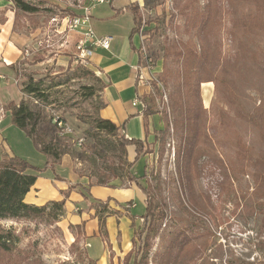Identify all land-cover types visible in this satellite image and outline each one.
Returning <instances> with one entry per match:
<instances>
[{"label":"rangeland","instance_id":"obj_1","mask_svg":"<svg viewBox=\"0 0 264 264\" xmlns=\"http://www.w3.org/2000/svg\"><path fill=\"white\" fill-rule=\"evenodd\" d=\"M106 1L108 3V0ZM181 1L165 0L162 5L153 10L141 9L143 14L140 28L141 52L142 55L152 54V61L155 64L152 80L147 72V78L150 81L142 82L148 88V92L143 95L154 96L158 106L168 112L169 93L172 91L173 80L170 79L169 86L165 87L160 80V74L166 59L164 47L171 46L175 40L187 41L189 38L184 32V18L180 15L174 16L175 6L177 2L181 3ZM45 2H47L45 5L52 7L57 15H52V18L46 21L43 13L37 26L34 25L35 20L32 17L19 16L18 26L21 28L14 29V32L36 34L32 43L22 48V59L18 61L22 64V74L30 72L36 79L49 80L48 78L53 76L64 80L70 69L76 72L78 67H82L84 71L93 72L100 78L91 61L83 62L79 58L77 44L82 36L79 31L69 29L67 23V20L72 18L69 13L82 15L84 8L94 4L93 0H46ZM109 2L111 4L98 5L93 9L95 18L110 15L113 12V6H126L130 0H109ZM248 10H250V6L247 4H225L223 21L218 28L214 29V37L217 36L222 42L223 57L231 58L234 64L232 67L233 82L228 96L224 97V86L222 85L216 87L213 82L201 85L202 102L206 110L204 116L206 128L204 129L205 136L199 146L205 150L209 157H215L221 161L219 166L208 167L202 178L194 182V197H197V201L201 205L204 204L208 208V214L198 218L185 210L179 201L181 188L177 178V150L180 138L174 135L172 130L167 136L166 152L162 159H159L160 156L157 153L160 147V144L157 143L153 147L156 153L143 157L142 164L139 167L137 165L133 167L141 186L152 192L154 202H163L167 207L168 217L162 226V234L166 235L177 229L189 230L191 233L197 230H211L213 236L210 238V249L207 251L206 259L213 264H264V225L262 223L264 185L256 182L255 174L256 170H260V166H254L257 160L264 157V118L262 115L260 116L261 111H259L264 99V34L245 37L240 35V38L242 37L248 43V48L242 51H240L238 41L233 40L231 34L234 16L232 11L240 14ZM119 16L118 22L121 26L126 25L127 20L131 19L129 22H132L130 14H120ZM156 18H159V22L156 20L147 24L149 20ZM35 56L41 60L37 64H34ZM166 64L172 69L176 66L170 57L166 59ZM24 80V77L17 80L19 87ZM100 80L102 83L97 81L93 75L75 77L72 81L55 88L56 93L51 99L53 100L52 105H46L32 96L24 95L23 98L32 107L43 110L49 119L52 116L63 115L72 120L70 126L73 125V122L76 123L75 119L86 125L85 131L74 129V135H68L66 132L60 136V140L63 145L62 149L67 150L68 155L77 165V169L74 171L78 173L79 178L86 177L91 182L96 181L95 174L98 167L104 166V160L96 161L94 165L86 158L93 140L85 134L89 129V125L85 122L90 120V116L98 113V107L103 100L102 92L105 83L101 78ZM210 89V98L207 100ZM0 112L4 113L2 109ZM166 114H159L160 127L157 130L164 128ZM6 117L4 118V114L2 115L0 125V131L5 138V140L0 138V141L2 140L0 143L1 159L10 157L6 156L4 147V141H6L14 155L43 167L46 156L39 151L23 131L13 124L10 115ZM80 123L77 122V124ZM83 125L79 126L83 127ZM65 128H69L68 122ZM151 128L153 130L152 125ZM109 138L113 140L112 137ZM133 158L131 156V160ZM144 167H146V179L141 177ZM241 169L245 171L241 172ZM49 176L48 179L51 178ZM123 182L129 184L127 179H123ZM259 182L264 183L263 179H260ZM85 190L87 189L85 188ZM32 196L28 199L30 202L35 201ZM57 196L56 194L45 198L42 203H46L43 205L62 198L60 195ZM52 197L57 198L51 199ZM74 203V205L69 204L68 208H65L63 217L53 225L8 221L1 224L5 228H13L19 235V247L33 250L38 256H41L45 264L75 263L78 262L79 254L86 245L85 227L74 225L77 222H82L80 217L76 216L81 214L84 207L94 208L96 203H79L81 211H76L79 206L78 202ZM136 203L138 213H143L146 206L141 201ZM107 214H114L109 206L107 212H104L100 217L105 218ZM147 229L145 221H139L136 227L139 232L135 240V247L133 245L138 258L141 257ZM76 239L78 247L72 248L71 245ZM160 243L161 241L157 239L156 244L159 248L161 247ZM109 252L111 253V264H123L127 254L122 259L118 258L116 262L115 253L111 250Z\"/></svg>","mask_w":264,"mask_h":264},{"label":"trees","instance_id":"obj_2","mask_svg":"<svg viewBox=\"0 0 264 264\" xmlns=\"http://www.w3.org/2000/svg\"><path fill=\"white\" fill-rule=\"evenodd\" d=\"M11 1L16 14L14 29L20 27L18 26L19 16L32 17L35 20L34 25L37 26L43 13L46 21H49L52 15H57L52 7L45 5L47 4L46 0ZM164 2L165 0H144L143 7L138 2L127 6V10L132 13L134 20L131 38L140 32L143 20L141 9L153 10ZM179 3L177 2L175 6L174 16L180 15L184 18V32L189 38L187 41L175 40L171 46L164 47V57L166 59L170 57L176 64L175 68H169L165 59L160 74V80L165 87L169 86L170 79L173 80L172 91L169 93V112L158 106L154 96L143 95L141 98L144 103L143 115L146 134H150L149 118L154 115L167 113L164 121L165 126L161 130H154L155 140L153 143L129 138L124 133L123 126H117L100 117L99 111L105 106L102 101L98 107V113L90 116L89 121H84L89 125L85 134L93 140L89 147L91 153L89 152L86 158L94 165L96 161L104 160V166L98 167L95 174L96 181H89L87 188L109 186L118 179H127L129 183H137L141 186L133 167L142 157L156 153L153 147L157 143L160 144L157 153H159V159H162L166 152L167 136L172 130V133L180 138L177 150V178L181 188L179 201L185 210L202 218L209 211L204 204L201 205L197 201V197H194V182L202 178L208 167L219 166L221 161L218 158L209 157L205 150L199 146L205 136L204 129L206 128L204 120L206 110L203 107L201 85L210 82H213L216 87L222 85L224 86V97H226L233 82V60L223 57L222 42L217 36L214 37V29L218 28L223 21L225 4L249 5L250 10L247 12L239 14L232 11L234 15L231 27L232 39L238 41L240 51L246 50L248 43L242 37L240 38V35L245 37L264 34V0H182ZM120 13L121 10H118L116 15ZM69 14L72 17L80 16L76 13ZM156 20L159 22V18H156L149 20L147 24ZM35 57L34 64H37L41 60L37 56ZM148 57L152 60L153 55L150 54ZM21 65L20 62L12 64L11 69L15 79L25 78L21 84L23 95L39 99L46 105L53 104L51 99L56 93L55 88L72 81L77 76L93 75L97 81L102 83L93 72L84 71L82 67H78L76 72L70 69L64 80L53 76L46 80L44 78L36 79L30 72L22 74ZM79 71H81L80 74H78ZM35 108L26 99H22L17 104L11 103L5 107L4 113L0 112V125L2 115L4 114L5 118L6 114L10 112L8 115H10L13 124L23 131L47 158L43 167L34 165L17 155L0 159V264H45L41 256H38L33 250L19 247V235L13 228L3 227L2 222H34L53 225L60 221L65 212L66 198L60 201H51L43 206L30 204L26 201V196L32 187L48 170L55 174L56 179H62L56 174L55 166L60 163L63 155L68 154L67 150L62 149L63 145L60 140L64 126L67 125V119L63 115L52 116L49 119L43 110ZM259 111H261L260 116L262 115L264 118V99ZM59 123H62L63 127L59 126ZM0 136H2L1 131ZM109 137H112L113 140H110ZM3 139L5 140V138ZM129 146L135 147L133 160L130 159ZM256 165L260 166V170H256V182L264 185L259 182L260 179L264 181V157L257 160L254 166L256 167ZM143 169L141 177L146 179V167ZM244 171L241 169V172ZM141 188L146 195L145 213L140 217L148 227L145 244L140 258L137 257V252L135 253L133 248L125 256L123 264H213L206 259L207 251L210 249V238L213 236L212 231L197 230L191 233L189 230L177 229L169 234H162V226L168 217L167 207L163 202H154L152 192L148 188L143 186ZM63 194L65 197L68 195L67 192H63ZM262 194L264 195V188ZM95 207L98 213H104L107 212L108 204L98 202ZM262 223L264 225V218ZM133 225L135 227V224ZM100 228L101 235L105 238L103 217H100ZM138 232L135 230L134 247ZM157 239L161 241L160 248L157 247ZM71 247H78L77 239ZM156 247L157 249H155ZM79 257L80 264H97L88 256L86 248L80 252ZM78 262H63L61 264H79Z\"/></svg>","mask_w":264,"mask_h":264},{"label":"crops","instance_id":"obj_3","mask_svg":"<svg viewBox=\"0 0 264 264\" xmlns=\"http://www.w3.org/2000/svg\"><path fill=\"white\" fill-rule=\"evenodd\" d=\"M134 2H138L140 5L144 4V0H130L129 4ZM104 4H111V2L108 0V3ZM98 5L103 4H94L91 8L90 27L96 37L112 38L109 49L92 48V55L90 56L95 71L105 83L102 92V101L105 106L99 111V115L117 126H123L127 137L153 143L155 140L154 130L160 127V116L154 115L149 118L150 134L147 135L143 115L144 103L141 98L143 94L148 92V88L136 79L138 67L142 63V37H140V33H136L131 38L134 20L132 13L127 10L128 5L123 7L113 6V12L110 15L95 18L93 9ZM118 10H121L120 14H130L132 22H129L131 19L127 20L126 25L121 26L118 22L120 14L116 15ZM14 23V4L11 0H0V107L2 110L11 103H19L24 98L11 65L22 59V48L29 46L36 37V34L29 35L14 32ZM137 39H139V42H137ZM208 91L207 100L210 98L211 89ZM138 100L139 104L133 105ZM7 117H9L8 114ZM66 119L69 127L68 135H74V129L83 131L87 129L86 125L81 124L77 119H75L76 123L73 122L71 126L72 120L69 117H66ZM77 122L80 124H77ZM79 125H83V127ZM0 138L3 140L4 136L2 135ZM4 147L6 156L11 157L14 155L6 141H4ZM128 150L130 159L131 156L135 158V147L129 146ZM45 159L47 161L46 157ZM142 159L143 157L136 164L137 167L142 164ZM74 169H77V165L68 154L64 155L60 163L55 166L56 174L62 179H56L55 174L48 170L46 176H41L32 187L30 193L26 196V201L30 204L43 206L46 203H42L45 198L57 194V197L60 195L62 198L53 201L66 198L65 208H68L69 204L74 205V202H78V206L81 202L107 203L114 214L105 215V238L102 237L100 232V216L104 213H98L96 207H84V210L81 211V206H79L76 211H81V214L76 217H80L82 222H77L74 225L85 227V248L91 259L96 260L97 264H111V253L109 252L111 250L115 253V261L117 262L118 258L122 259L125 254L133 249L135 230L139 221L142 220L140 217L145 213V211L138 213L136 202L141 201L146 206V196L139 185L135 183L126 184L120 179L114 180L109 186L87 188L89 179L86 177L79 178L80 176ZM48 176L51 178L48 179ZM77 185L79 186L74 187ZM63 192L68 193L67 197ZM30 196L35 201L30 202L28 200ZM133 224H135V227Z\"/></svg>","mask_w":264,"mask_h":264},{"label":"built area","instance_id":"obj_4","mask_svg":"<svg viewBox=\"0 0 264 264\" xmlns=\"http://www.w3.org/2000/svg\"><path fill=\"white\" fill-rule=\"evenodd\" d=\"M93 2L94 4H104L107 1L93 0ZM94 4L90 7L84 8L82 15L75 16L72 17L70 20H67L69 29L79 31V34L82 36V38L79 40L77 44V49H78V56L83 62L90 61V56L92 55V48L109 49L112 41V38L110 37H104V38L96 37L93 30L90 27L91 8L94 6ZM143 5L144 4H142L141 7H143ZM153 67H154L153 61L148 57V55H146V53L143 54L142 63L138 67V72L136 74L137 81L139 83L148 81L149 80V78H147L148 73L150 74V79L152 80ZM138 102L139 100L135 101L133 105L136 106L137 104H139ZM59 126L63 127L62 123H59ZM67 130L68 129L65 128L64 126L63 134L68 132Z\"/></svg>","mask_w":264,"mask_h":264}]
</instances>
